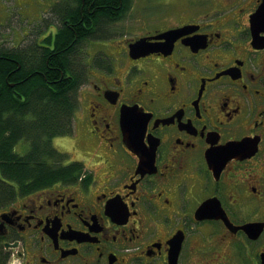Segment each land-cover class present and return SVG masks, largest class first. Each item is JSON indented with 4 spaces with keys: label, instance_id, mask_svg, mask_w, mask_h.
Listing matches in <instances>:
<instances>
[{
    "label": "flooded vegetation",
    "instance_id": "flooded-vegetation-1",
    "mask_svg": "<svg viewBox=\"0 0 264 264\" xmlns=\"http://www.w3.org/2000/svg\"><path fill=\"white\" fill-rule=\"evenodd\" d=\"M263 2L127 0L83 39L73 131L50 141L70 148L44 158L70 174L26 190L0 165V264H264ZM66 7L0 48L54 51Z\"/></svg>",
    "mask_w": 264,
    "mask_h": 264
},
{
    "label": "trees",
    "instance_id": "trees-1",
    "mask_svg": "<svg viewBox=\"0 0 264 264\" xmlns=\"http://www.w3.org/2000/svg\"><path fill=\"white\" fill-rule=\"evenodd\" d=\"M126 1L77 0L78 10L63 8L61 17L58 15L61 20L75 17L70 21L76 24L72 28L64 24L54 51L38 49L34 44L14 51L0 48V165L10 179L23 185L29 181L26 190L70 174L68 169L48 167L44 158L54 151L62 160L64 154L50 148L51 138L73 131L72 109L83 79L79 46L87 37L104 35ZM22 137L33 145L25 157L15 151ZM78 166L72 163L67 168ZM10 192L0 183V202Z\"/></svg>",
    "mask_w": 264,
    "mask_h": 264
},
{
    "label": "rangeland",
    "instance_id": "rangeland-1",
    "mask_svg": "<svg viewBox=\"0 0 264 264\" xmlns=\"http://www.w3.org/2000/svg\"><path fill=\"white\" fill-rule=\"evenodd\" d=\"M67 2L68 0H0V39H12L16 42L20 33L36 28L48 17L50 6L60 8ZM6 44L9 46L10 43ZM85 55L87 58V54ZM71 141L72 148L78 149L74 140ZM69 148V144L65 146L66 150ZM59 149L67 152L62 146Z\"/></svg>",
    "mask_w": 264,
    "mask_h": 264
},
{
    "label": "water",
    "instance_id": "water-1",
    "mask_svg": "<svg viewBox=\"0 0 264 264\" xmlns=\"http://www.w3.org/2000/svg\"><path fill=\"white\" fill-rule=\"evenodd\" d=\"M263 9H264V2L262 4V6L259 8V13L258 14H261L263 12ZM181 31H171V32H168L166 34H164V38L166 39V43H167V40L169 41V37L172 36L174 33H180ZM256 38V37H255ZM155 45L148 42L147 39H140L138 41H136L135 43L131 44L130 46V50H131V55L133 57H136V55H141L142 53H148L150 51H154V48Z\"/></svg>",
    "mask_w": 264,
    "mask_h": 264
},
{
    "label": "bare ground",
    "instance_id": "bare-ground-1",
    "mask_svg": "<svg viewBox=\"0 0 264 264\" xmlns=\"http://www.w3.org/2000/svg\"><path fill=\"white\" fill-rule=\"evenodd\" d=\"M83 5V4H82ZM81 6V5H80ZM78 10V9H77Z\"/></svg>",
    "mask_w": 264,
    "mask_h": 264
}]
</instances>
